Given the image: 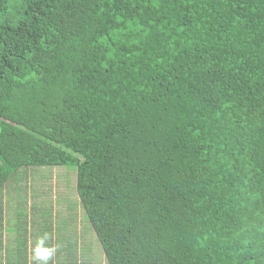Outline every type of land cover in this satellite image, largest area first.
<instances>
[{
	"label": "trees",
	"instance_id": "obj_1",
	"mask_svg": "<svg viewBox=\"0 0 264 264\" xmlns=\"http://www.w3.org/2000/svg\"><path fill=\"white\" fill-rule=\"evenodd\" d=\"M53 169L106 264H264V0H0V264L90 250Z\"/></svg>",
	"mask_w": 264,
	"mask_h": 264
},
{
	"label": "rangeland",
	"instance_id": "obj_2",
	"mask_svg": "<svg viewBox=\"0 0 264 264\" xmlns=\"http://www.w3.org/2000/svg\"><path fill=\"white\" fill-rule=\"evenodd\" d=\"M36 174L38 175V173ZM39 174L44 179L45 186L36 189L35 193L42 195L41 198L47 201V208L52 211L55 217L68 221L71 226L69 235H73L76 232L80 244L84 240L90 243V250L88 252L87 250L85 251V256L79 253V264H83L84 262L89 264H106L103 252L98 246L91 230L92 228L90 229V224L88 225L84 219V213L75 192V175L65 169L42 170L39 171ZM31 202L32 200H30V204H32ZM82 247H84V243L80 245V248Z\"/></svg>",
	"mask_w": 264,
	"mask_h": 264
}]
</instances>
